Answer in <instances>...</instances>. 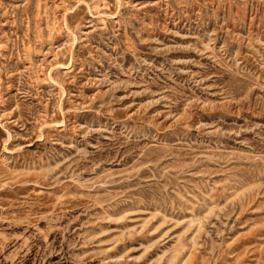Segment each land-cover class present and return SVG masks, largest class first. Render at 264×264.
Instances as JSON below:
<instances>
[{"label": "rangeland", "instance_id": "374dc122", "mask_svg": "<svg viewBox=\"0 0 264 264\" xmlns=\"http://www.w3.org/2000/svg\"><path fill=\"white\" fill-rule=\"evenodd\" d=\"M0 264H264V0H0Z\"/></svg>", "mask_w": 264, "mask_h": 264}]
</instances>
